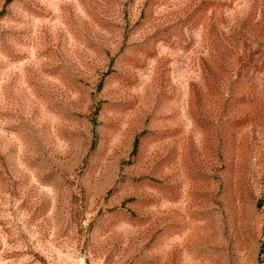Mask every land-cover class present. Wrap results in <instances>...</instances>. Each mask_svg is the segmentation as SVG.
I'll return each instance as SVG.
<instances>
[{
  "label": "rangeland",
  "instance_id": "obj_1",
  "mask_svg": "<svg viewBox=\"0 0 264 264\" xmlns=\"http://www.w3.org/2000/svg\"><path fill=\"white\" fill-rule=\"evenodd\" d=\"M0 264H264V0H0Z\"/></svg>",
  "mask_w": 264,
  "mask_h": 264
}]
</instances>
